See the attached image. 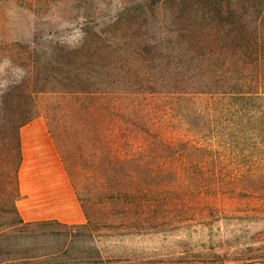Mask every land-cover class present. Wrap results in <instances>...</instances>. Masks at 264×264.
<instances>
[{
  "label": "rangeland",
  "instance_id": "obj_1",
  "mask_svg": "<svg viewBox=\"0 0 264 264\" xmlns=\"http://www.w3.org/2000/svg\"><path fill=\"white\" fill-rule=\"evenodd\" d=\"M83 43L81 57L62 49ZM242 43L247 77L264 93V0H0V260L28 242L67 248L39 264H264V139L252 146L261 133L226 123L259 169L254 195L187 192L177 176L128 178L155 137L218 141L187 117L218 118L235 86L217 69ZM26 116L45 119L86 217L52 227L57 235L24 237L15 226Z\"/></svg>",
  "mask_w": 264,
  "mask_h": 264
},
{
  "label": "trees",
  "instance_id": "obj_2",
  "mask_svg": "<svg viewBox=\"0 0 264 264\" xmlns=\"http://www.w3.org/2000/svg\"><path fill=\"white\" fill-rule=\"evenodd\" d=\"M114 22L113 20L112 23ZM98 31L97 34L104 33L102 30ZM233 33L234 38L237 33ZM241 37L247 43H249L247 39H250V41L254 40L248 33ZM158 43L157 39L151 41L153 49L158 48ZM62 49L68 55L74 57H81L83 53L86 55V51L88 50L85 43L76 48L62 47ZM253 49L255 51V47ZM247 50L248 47L243 43L234 47L231 55L236 57V59L229 61V63L225 61L221 69H217L221 72L218 75L221 77L223 74L229 72L227 74L228 81L235 86V91L223 93L226 97L217 110L216 116L218 118H213L214 116L207 118V115L205 117L199 111L187 117V122L191 126L197 124V129H195L197 134L201 136H209L211 134L214 136L217 134L219 136H217L219 138L218 141L214 139V144L194 145L186 142L173 144L162 138L155 137L149 158L145 157L147 150H140L135 155L134 176L128 178L148 184L151 179L177 176L182 178V180L178 181H180L181 186L187 192L196 190L198 194L217 191H228L246 195L259 193L257 192L260 190L259 169L255 167V163L243 160L246 155V143L240 139V135H236L234 128L226 124L227 122H231L232 126H237V130H240L241 133L247 132V128L249 127L254 130L255 134L259 135L261 133V137L256 140L257 143H252L254 147L259 144L260 139H264V93L258 91L262 87L260 80L247 77V67L245 65L247 61L244 59L247 56ZM229 65H232L231 69H229ZM231 72L238 74V76L234 75L237 77H231ZM26 78L27 80L30 78V73H28ZM155 84H160V81ZM254 85L257 87L253 91L250 86ZM26 96L32 97L29 93H26ZM30 119V116H26L19 123L18 128ZM211 122H214L215 126H210ZM204 126L208 128L206 129ZM212 135L211 139H209L211 142L212 138H216L212 137ZM16 137L15 199L19 196L17 192V168L21 160L18 129ZM15 226L17 231L24 237H35L45 234V231L51 235H57V232L50 230L54 226L69 228L74 225L64 224L57 220L24 221L19 217ZM66 249L53 248L46 245L38 246L27 242L19 253L9 252L8 257L0 260V264H39V260L41 259H52L60 254H65Z\"/></svg>",
  "mask_w": 264,
  "mask_h": 264
},
{
  "label": "crops",
  "instance_id": "obj_3",
  "mask_svg": "<svg viewBox=\"0 0 264 264\" xmlns=\"http://www.w3.org/2000/svg\"><path fill=\"white\" fill-rule=\"evenodd\" d=\"M21 160L14 201L24 221L57 220L79 225L86 220L45 119L32 117L18 128Z\"/></svg>",
  "mask_w": 264,
  "mask_h": 264
}]
</instances>
